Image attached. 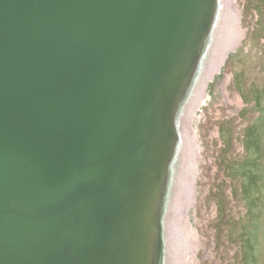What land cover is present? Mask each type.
I'll return each instance as SVG.
<instances>
[{"label":"water","instance_id":"1","mask_svg":"<svg viewBox=\"0 0 264 264\" xmlns=\"http://www.w3.org/2000/svg\"><path fill=\"white\" fill-rule=\"evenodd\" d=\"M218 12L0 0V264L161 263L176 120Z\"/></svg>","mask_w":264,"mask_h":264},{"label":"rangeland","instance_id":"2","mask_svg":"<svg viewBox=\"0 0 264 264\" xmlns=\"http://www.w3.org/2000/svg\"><path fill=\"white\" fill-rule=\"evenodd\" d=\"M222 2L234 49L184 119L193 193L182 262L264 264V0Z\"/></svg>","mask_w":264,"mask_h":264},{"label":"bare ground","instance_id":"3","mask_svg":"<svg viewBox=\"0 0 264 264\" xmlns=\"http://www.w3.org/2000/svg\"><path fill=\"white\" fill-rule=\"evenodd\" d=\"M218 1L219 12L210 41H208L207 48L199 65V70L194 78L190 97L186 99L187 103L180 109L179 116L176 120V130L179 134L180 143L177 148L176 159L172 165L174 170L172 171L170 179L167 206L164 212L162 233L163 246L162 252L160 253V264H171L172 261L174 264H184L182 259L187 256V253L189 254L190 249L188 243H192V240L188 239L189 225L187 219H185L186 216L184 217L185 211H183L187 205V207H190L193 193V191L190 192V177L192 170L190 168L191 162L189 161L193 151L189 146L191 143L189 141L190 139H188L184 130V119H186L191 105H193L192 102H197L198 98H200L202 80L205 79L208 82L212 79L211 77H213L222 66L227 53L234 49L232 41L234 35L236 36L237 34L236 18H234V14L224 13L222 0ZM212 71L213 74L208 76ZM184 147L185 149L183 150Z\"/></svg>","mask_w":264,"mask_h":264}]
</instances>
